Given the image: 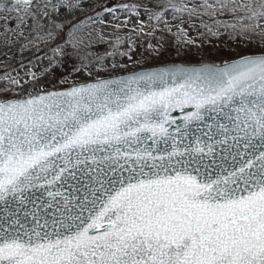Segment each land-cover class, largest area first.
<instances>
[{
  "label": "snow or ice",
  "instance_id": "1",
  "mask_svg": "<svg viewBox=\"0 0 264 264\" xmlns=\"http://www.w3.org/2000/svg\"><path fill=\"white\" fill-rule=\"evenodd\" d=\"M32 4L0 9L27 16ZM201 7L232 13L233 30L264 40V0ZM71 27L57 62L86 52ZM0 264H264V49L0 89Z\"/></svg>",
  "mask_w": 264,
  "mask_h": 264
},
{
  "label": "rangeland",
  "instance_id": "2",
  "mask_svg": "<svg viewBox=\"0 0 264 264\" xmlns=\"http://www.w3.org/2000/svg\"><path fill=\"white\" fill-rule=\"evenodd\" d=\"M46 2L33 0L36 14L30 12L27 16L0 9V89L7 88L12 94L25 89L35 92L59 86L65 78L71 84L165 63H219L221 59H235L239 54L264 49L259 30L254 35L238 34L239 28L231 27L238 23L234 15L201 7L205 0H172L197 9L192 15L171 9L169 0H83L79 7H65L59 12L46 8ZM52 2L59 7L61 0ZM206 3L213 5L216 0ZM158 13L159 21L154 18ZM55 24L63 28L53 31ZM71 25L82 29L73 39L82 40L78 47L86 52L57 62L53 49L70 39ZM57 32H62L64 39H58ZM68 51L71 53L72 48ZM85 56L86 67L81 68V58ZM74 66L80 71H75ZM100 68L104 70L98 71ZM11 78L19 84H10Z\"/></svg>",
  "mask_w": 264,
  "mask_h": 264
},
{
  "label": "water",
  "instance_id": "3",
  "mask_svg": "<svg viewBox=\"0 0 264 264\" xmlns=\"http://www.w3.org/2000/svg\"><path fill=\"white\" fill-rule=\"evenodd\" d=\"M64 1H67V0H64ZM176 64H181V63H176ZM183 64H185V63H183ZM186 66H199V64H185ZM154 67H165V66H169V63H165V64H159V65H153ZM144 68V67H143ZM143 68H139V69H135V70H141V69H143ZM129 72V71H128ZM128 72H125V73H121V75H124V74H127ZM107 77H110V76H106V78ZM89 82H91V81H94V79L93 80H88ZM173 115L174 116H179L180 115V113H179V111H177V112H174L173 113Z\"/></svg>",
  "mask_w": 264,
  "mask_h": 264
}]
</instances>
